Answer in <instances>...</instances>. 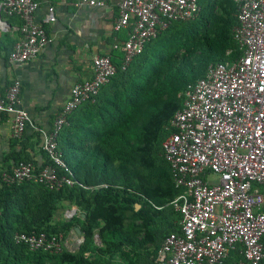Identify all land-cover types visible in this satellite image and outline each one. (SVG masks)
Segmentation results:
<instances>
[{"label":"built area","instance_id":"built-area-1","mask_svg":"<svg viewBox=\"0 0 264 264\" xmlns=\"http://www.w3.org/2000/svg\"><path fill=\"white\" fill-rule=\"evenodd\" d=\"M237 26L232 37L241 53L228 63L210 64L204 77L180 93L181 108L168 125L162 143L163 158L169 164L174 186L181 193L172 202L181 219L178 232L162 241L155 264H225L239 252V264H264V0H233ZM106 0H77L78 7L100 8ZM38 0H0V32L11 28L2 20L15 17L21 22L19 36L8 61L21 65L34 60L51 42L45 24L56 21L54 7L47 8L42 22L36 20ZM199 0H120L115 32L126 38L112 49L122 54L125 70L146 44L172 23L196 19ZM90 80L75 84L52 126H35L20 99L21 84L14 80L0 86V115L11 118L12 138L23 141L27 129L38 131L41 149L54 166L36 168L19 163L3 172L7 186L34 182L49 190L72 187L75 181L60 176L64 169L58 135L67 117L83 103L93 100L116 74L111 55L92 58ZM77 214L73 208L67 218ZM15 244L29 251L51 254L66 249L62 235L15 233ZM82 239H78L80 243Z\"/></svg>","mask_w":264,"mask_h":264},{"label":"trees","instance_id":"trees-1","mask_svg":"<svg viewBox=\"0 0 264 264\" xmlns=\"http://www.w3.org/2000/svg\"><path fill=\"white\" fill-rule=\"evenodd\" d=\"M199 5L196 19L172 23L125 70L122 54L113 53L116 74L67 117L57 139L65 168L56 169L74 186L49 190L34 182L7 186L0 180V264H155L162 241L178 232L181 219L172 205L181 191L163 158L166 126L181 108L180 93L202 79L210 64L241 56L232 37L234 1L199 0ZM16 40L3 41L8 56ZM37 146L40 164L28 153ZM22 162L54 166L38 131L26 132L23 141L10 140L0 176ZM64 204L77 214L57 221ZM76 227L84 240L74 252H31L13 240L15 233L65 238ZM261 241L264 246V236ZM230 257L244 263L238 252Z\"/></svg>","mask_w":264,"mask_h":264},{"label":"crops","instance_id":"crops-1","mask_svg":"<svg viewBox=\"0 0 264 264\" xmlns=\"http://www.w3.org/2000/svg\"><path fill=\"white\" fill-rule=\"evenodd\" d=\"M38 1V22L44 20L49 6L55 10L56 21L44 25L51 42L34 60L21 65L9 63L8 53L2 49L3 41L9 45L10 41L18 39L19 34L15 31L18 26L2 16L11 31L0 32V86L5 89L18 80L21 84L22 107L35 126L48 129L68 101L71 88L92 78V58L96 55L112 56L118 52L112 46L122 42L126 32H115L113 29L120 0H106L105 6L100 8L78 7L77 0ZM31 132L29 127L27 136ZM11 139V118L0 115V160L8 152ZM28 153L38 164L42 162L38 146L35 151ZM260 192L264 196V187L260 188ZM73 208L71 206L66 211ZM78 236L74 235L70 239L74 249H77ZM68 243L66 239V249ZM228 259L227 264H239L230 256Z\"/></svg>","mask_w":264,"mask_h":264},{"label":"rangeland","instance_id":"rangeland-1","mask_svg":"<svg viewBox=\"0 0 264 264\" xmlns=\"http://www.w3.org/2000/svg\"><path fill=\"white\" fill-rule=\"evenodd\" d=\"M71 207V205H69V204H65L63 207H61L59 210H58V212H57V214H56V220L57 221H69L71 218H67L66 216H65V211H66V209L67 208H70ZM74 232V230L73 231H71L68 235H66V237L64 238V240L65 239H68V246H67V248H68V250L69 251H71V252H74V251H76L77 249H74V246L73 245H71V241H70V239L72 238V237H74V235L75 236H78L76 233H73ZM79 237V240H80V236H78ZM95 241H96V243L99 245V240H98V238L97 237H95ZM79 243H77V245H78Z\"/></svg>","mask_w":264,"mask_h":264},{"label":"water","instance_id":"water-1","mask_svg":"<svg viewBox=\"0 0 264 264\" xmlns=\"http://www.w3.org/2000/svg\"><path fill=\"white\" fill-rule=\"evenodd\" d=\"M74 208H75V207H74ZM75 209H76V208H75ZM137 209H138V207H137ZM73 233H76V234L79 235V236L81 237V239H82V241H81L78 245H76V248L78 249L79 246H80V244L83 242L84 238H83V236H82V234H81V231L79 230L78 227H76V228L74 229V232H73Z\"/></svg>","mask_w":264,"mask_h":264}]
</instances>
